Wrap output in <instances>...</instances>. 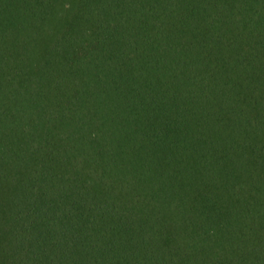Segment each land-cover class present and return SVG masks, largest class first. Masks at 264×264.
I'll list each match as a JSON object with an SVG mask.
<instances>
[{"label":"trees","instance_id":"trees-1","mask_svg":"<svg viewBox=\"0 0 264 264\" xmlns=\"http://www.w3.org/2000/svg\"><path fill=\"white\" fill-rule=\"evenodd\" d=\"M0 264H264V0H0Z\"/></svg>","mask_w":264,"mask_h":264}]
</instances>
